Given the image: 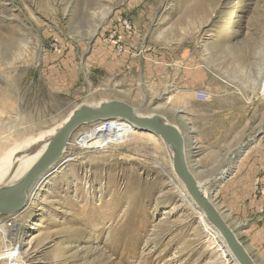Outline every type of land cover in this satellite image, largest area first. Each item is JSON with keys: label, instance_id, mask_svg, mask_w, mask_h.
Instances as JSON below:
<instances>
[{"label": "rangeland", "instance_id": "374dc122", "mask_svg": "<svg viewBox=\"0 0 264 264\" xmlns=\"http://www.w3.org/2000/svg\"><path fill=\"white\" fill-rule=\"evenodd\" d=\"M180 58L264 100V0H0V142L39 138L42 150L83 105L153 114L178 89L147 83V70L167 74ZM144 133L118 118L79 126L16 213L11 240L30 245L7 251L0 225V264H233L170 143ZM207 187L211 199L221 186Z\"/></svg>", "mask_w": 264, "mask_h": 264}, {"label": "crops", "instance_id": "0c3cea01", "mask_svg": "<svg viewBox=\"0 0 264 264\" xmlns=\"http://www.w3.org/2000/svg\"><path fill=\"white\" fill-rule=\"evenodd\" d=\"M174 61L167 74L147 70V83L178 89V96L171 95L172 100L169 96L150 115L161 116L180 130L196 183L221 186L211 192V202L254 262L264 264V194L255 188V181L264 177V138L257 135L264 124V100L256 96L260 87L255 95L245 85L227 91L216 73L188 68L186 58ZM199 91L208 92L210 97L200 99ZM235 155L239 156L237 170L225 178L224 170Z\"/></svg>", "mask_w": 264, "mask_h": 264}, {"label": "water", "instance_id": "95a60500", "mask_svg": "<svg viewBox=\"0 0 264 264\" xmlns=\"http://www.w3.org/2000/svg\"><path fill=\"white\" fill-rule=\"evenodd\" d=\"M115 118L125 120L141 131H149L159 135L163 140L173 143V169L183 182L190 197L223 236L235 260L239 264H256L239 241L236 233L226 222L222 213L211 202L208 195H205L198 187L186 160L185 139L180 130L158 115H142L134 107L121 101H108L99 106L83 105L77 108L71 118L54 137L49 148L30 167L19 187L17 198L0 192V215L17 213L26 207L31 187L56 164L70 137L79 126L87 123V121Z\"/></svg>", "mask_w": 264, "mask_h": 264}, {"label": "bare ground", "instance_id": "6f19581e", "mask_svg": "<svg viewBox=\"0 0 264 264\" xmlns=\"http://www.w3.org/2000/svg\"><path fill=\"white\" fill-rule=\"evenodd\" d=\"M263 84H264V82L261 84V88H262ZM261 94L264 95V89H263V91H262ZM97 106H99V104ZM74 112H75V110L66 118V120L64 121V123L61 126V128L67 123V121L71 118V116L74 114ZM87 122H90V121H87ZM61 128H59V130L54 131V133L51 134L50 138L46 140L45 146H44V148L42 150H40V149H34L35 147L33 148V145H35V143H38L37 140H40L39 138L38 139H33L32 141H29V142H26V143H23V144L16 143L17 146H16V144L12 145V144H8L6 142H0V192L1 193L9 194L13 198H17L18 193H19V187H20V185H21V183H22V181H23L26 173L28 172V170L30 169V167L49 148V146L52 143L54 137L58 134V132L61 130ZM143 136L145 138H147V139L148 138H150V139H154L155 138L154 134L151 133V132H149V131H146V133H144ZM167 142L170 143V152H171V155H172V158H173V155H174V145H173V143L171 141H167ZM39 144H38V146H39ZM65 148H64V150H65ZM64 150H63V152H64ZM63 152H62V155H63ZM62 155H61L60 158H62ZM60 158L58 159V161L56 163L59 162ZM54 166L55 165H53L51 168H53ZM51 168H50V170H51ZM48 172H46L43 176H46V174ZM43 176L40 177V179H38V181H36L34 184L36 185V183H37V185H39V184L42 185V183L46 180V179L43 178ZM198 187L206 195L208 188H203V187H206V185L205 186L204 185L203 186L202 185H198ZM29 198H30V191H29V194H28L26 206H28V204H29ZM165 212H167V210ZM205 221L207 222V220H205ZM211 224H209V226L211 228H213L214 225L212 224L213 225L212 226ZM2 227L3 226L1 225V228ZM220 237H221V235H220ZM222 240H223V244L225 245V248H226V250H224V252H228V255L230 257L229 259H231V262L233 264H239L235 260V258L233 257L232 253L229 251V249H228V247L226 245V242L224 241L225 239L222 238ZM21 244L22 245H25V246L26 245H30L29 242L26 243V242H23V240H22V243Z\"/></svg>", "mask_w": 264, "mask_h": 264}, {"label": "built area", "instance_id": "2783aa9c", "mask_svg": "<svg viewBox=\"0 0 264 264\" xmlns=\"http://www.w3.org/2000/svg\"><path fill=\"white\" fill-rule=\"evenodd\" d=\"M264 82V81H263ZM264 89V84L261 88V91L260 93H262ZM197 96L200 98V99H208L210 97V94L206 91H199ZM234 157V156H233ZM234 164H230L225 170H224V174L227 173L229 171V167H233ZM255 188L256 190L260 193V194H264V177H259L256 181H255ZM16 217H17V214L16 213H13L11 218H8L6 220H4L3 222H0V225H4L8 230H9V233L10 235L6 234L5 235V238H7L8 241H12V232L14 231L15 229V225H16ZM7 230V231H8ZM15 239V238H14ZM12 241L11 245H8L9 247H7V251L12 249V250H17L21 247V243L20 241H17V240H14ZM5 249V250H6ZM10 263V262H9ZM10 264H20L19 262H16V263H10Z\"/></svg>", "mask_w": 264, "mask_h": 264}]
</instances>
